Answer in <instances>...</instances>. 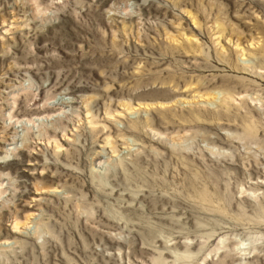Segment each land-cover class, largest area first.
<instances>
[{"label":"rangeland","instance_id":"374dc122","mask_svg":"<svg viewBox=\"0 0 264 264\" xmlns=\"http://www.w3.org/2000/svg\"><path fill=\"white\" fill-rule=\"evenodd\" d=\"M0 264H264V0H0Z\"/></svg>","mask_w":264,"mask_h":264}]
</instances>
